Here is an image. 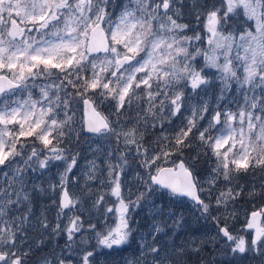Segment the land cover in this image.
Wrapping results in <instances>:
<instances>
[{
    "label": "snow or ice",
    "instance_id": "obj_1",
    "mask_svg": "<svg viewBox=\"0 0 264 264\" xmlns=\"http://www.w3.org/2000/svg\"><path fill=\"white\" fill-rule=\"evenodd\" d=\"M111 4L112 0H0V264H28L34 248L62 233L65 246L57 245L58 251L41 256L39 264H98L102 250L111 256L131 242L129 210L140 208L142 202L149 205L151 229L140 237L136 254L125 264H183L185 256L199 254L216 237L207 241L195 237L183 213L153 199L162 191L171 201L191 200L199 213L197 222L210 217L233 256L249 252L264 256V227L255 223L261 213L252 212L245 225L254 229L250 240L234 235L227 223L235 218V209H229L243 191L230 185L241 172L264 171V0H191L190 12L195 24H203V35L182 22L184 0H126L115 20ZM241 13L255 22V28L234 33L230 21ZM198 58L203 59L200 66ZM212 70L215 74L210 75ZM37 80L47 83L37 85ZM213 80L219 81L220 92L211 111L204 100L189 105L191 96L186 93L206 94ZM233 84L242 99L235 111L227 105L221 108ZM33 87L39 88L37 98ZM90 92L101 103L114 101L117 116L135 105V123L117 132L96 111ZM23 93L26 98L11 99ZM75 97L90 110L87 131L122 140L126 149L134 148L147 170V180L140 178L144 191L138 190L131 199V190L126 196L120 180L128 164L126 154L121 152L118 163L108 164L107 181L101 183H108L107 194L115 197L118 222L104 231L75 214L82 211L83 198L92 189L86 187L80 195L69 191L68 177L78 153H69L61 144L72 131L69 105ZM182 109L190 115L184 117ZM177 116L186 123L171 137L162 132L159 151L150 154L143 144L145 131L163 129ZM206 116L207 127H202ZM190 135L215 160L204 181L207 189L193 165L183 160L174 167L153 169L156 161L167 162L170 155L191 148ZM57 162L64 165L58 182L49 181L45 188L31 181L30 173H43ZM96 167L92 162L87 180L96 179ZM221 181L224 187L216 189L214 203L224 210L223 224L221 216L212 215V204L202 198L206 192L210 197ZM45 193L56 197L51 201L58 209L54 224L43 211L38 216L33 211L35 197ZM104 196L99 193L92 207L104 203ZM65 210L73 214L62 227L59 221L67 215ZM89 230L96 241L91 249L83 238ZM181 234L183 243L178 242ZM78 235L79 245H85L79 249L74 247Z\"/></svg>",
    "mask_w": 264,
    "mask_h": 264
},
{
    "label": "rangeland",
    "instance_id": "obj_2",
    "mask_svg": "<svg viewBox=\"0 0 264 264\" xmlns=\"http://www.w3.org/2000/svg\"><path fill=\"white\" fill-rule=\"evenodd\" d=\"M126 3V0H112L111 7L114 9L112 11V19L115 20L119 12L121 11V6ZM187 3L189 5L188 10L184 13V18L182 22L190 23L193 27L196 28L197 31L203 33V24L197 25L195 24V17L191 16L190 7L191 0H184V4ZM187 15H189L187 17ZM250 21V25L248 27L242 26L241 30H237L235 26L230 25V31L234 33H242L245 30H251L255 28V22ZM191 35V32L188 33ZM203 64V59L198 58V65ZM210 75L215 74V70H212ZM37 85L42 83H47L45 80H37L35 81ZM69 92L75 93V90L72 88L68 89ZM32 95L34 98L39 96V88L33 87L31 89ZM220 92V83L219 81L213 80V83L209 86L207 93H201L199 96L195 94L186 93V95H190L191 99L188 101V104L191 106L198 105L202 100L207 101L209 104V109L214 107L217 103V97ZM89 96H93L90 92ZM27 97V93H23L20 96H12L11 99H24ZM3 99V97H0ZM95 100V105L98 109L104 114L105 118L111 123V125L116 129L117 132L120 131L121 127L128 128L135 123V118L137 116V108L135 105L123 112V115L117 116L115 109V102L111 99L104 100L103 103L100 102L98 97L93 96ZM237 104H242L241 92L238 90L235 84L232 85V91L227 94L225 101L221 102V108L227 105L228 108L233 111L236 110ZM183 116L187 117L190 115V112L182 109ZM69 115L72 116L71 129L72 131L68 133L64 138L63 144L61 147L66 148L67 151L71 154H77V164L76 167L73 168L72 173L69 174V191L74 192L78 195L82 193V190L87 188L92 189V193L83 198V209L81 212H77L75 214L82 215L86 221H91V223L96 225L97 230L104 231V229L108 226L114 227L118 222V213L115 211L116 205L114 203L115 197H112L107 194L109 190L108 183H101V181H107L108 178V164H116L118 163V157L121 152L126 154V158L128 160V164L125 166L123 173L120 176L122 191L127 196V191L131 190V199H135L136 192L144 191L143 180H147L146 169L143 167L141 163V158L136 154L134 148L129 147V149L125 148L122 140H117L114 136L111 135H103V134H86L84 131V104L80 97H75L70 101L69 105ZM60 119H63V113L60 115ZM208 116L205 117V120L200 121V125L202 127H207ZM183 123H186V120L180 116L172 118L171 124H165L164 128L161 129L159 126L155 128H148L144 134L143 144L144 147L149 149V153L153 154L159 151V144L157 143L158 138L161 136L162 132L165 135L171 137V135L178 130ZM195 132V130H194ZM215 135V132H213ZM192 138V147L186 148L182 153L177 152L175 156L170 155L167 162H163L161 160L156 161V164L153 165V169L157 165L161 166H169L175 165L180 160H185L193 162V158H197L199 155L205 154L207 152L206 149L200 144V142L191 135ZM23 139V138H22ZM31 139V138H29ZM36 146L42 147L38 142ZM131 149V150H130ZM199 153V155H197ZM210 154V153H208ZM211 155V154H210ZM212 157V156H211ZM195 161H197L195 159ZM92 162L96 164V179L87 180L86 173L89 172L91 168ZM208 163L211 166L208 169H204L201 173H195V175L200 180L201 184H203L204 188H208V185L204 183L206 178L211 173V169L214 167L215 160L212 157ZM63 162H57L56 165H53L49 170L41 173L39 171L33 172L29 174V177L33 183L41 184L43 187L47 188V184L49 181L56 183L59 181V174L63 172ZM259 170L258 173L250 170L248 173H239L236 180L233 181V184L230 185L234 188V190L243 189L241 195L236 199L234 204L231 205L229 211L232 208L235 209V218L229 219L227 223L230 226V231L233 232L234 235L243 236L246 240H250L254 235V229H246V223L251 220V213L258 212L261 213L255 218V223L257 227H264V171ZM224 187V183L218 182L215 188L211 189V196L209 194L203 193L202 197L212 204L210 209L213 216H221V223H224L222 218L223 209H217L215 207V196L217 195V188ZM252 192L254 195H249ZM99 193H104V203H101L98 208H93L92 203L95 200L96 196ZM55 195L51 193L41 194L36 196L34 199V207L33 211L38 216L41 211H43L49 220L50 224H54L57 222L56 213L58 209L55 205L51 204V201L55 199ZM153 199L157 202L163 203H171L173 209L178 212L184 214L186 220L192 223V227L194 229L193 235L198 237L201 240L207 241L210 237H216L215 243H205L202 251L199 254L192 252L190 255L185 256L183 264H264V256L254 254V253H246L243 256H233L228 245L224 240L220 239L217 236V228L215 222L209 217L207 220L201 218L198 222L196 221V217L199 213L194 209L193 203L188 199H183V202L179 201H171L166 192L162 191L160 194H157ZM107 207H113V212H106ZM131 221L130 225L133 227V239L128 245L123 246L121 250H114L111 256L107 255L108 250H102L105 254L97 257L98 264H125V261L128 259H132L137 252L138 242L140 241V237L142 235L147 234L152 225V218L149 214V205L142 202V206L138 209H130ZM67 215H62L60 218L61 226L66 225L68 223V216L73 213L65 210ZM87 222L85 223V229H87ZM33 237L37 234L35 232L31 233ZM94 233L89 230L84 232L83 238L88 240V244L86 247L91 249L96 241L93 238ZM80 237H77V243L74 245L77 249L80 247H85V245H79ZM47 243L42 249V253H40L36 258H33L31 263L29 264H39V259L43 255H49L50 251L56 249L58 251L57 245L59 247H64L67 241L66 235L63 233L57 236L56 238H46ZM178 242H184V236L181 234ZM50 245V251L46 252L47 246ZM40 250L38 248H35Z\"/></svg>",
    "mask_w": 264,
    "mask_h": 264
},
{
    "label": "trees",
    "instance_id": "obj_3",
    "mask_svg": "<svg viewBox=\"0 0 264 264\" xmlns=\"http://www.w3.org/2000/svg\"><path fill=\"white\" fill-rule=\"evenodd\" d=\"M122 1V0H120ZM185 5L187 6L185 9L188 10L189 8V5L187 3H185ZM184 9V13H186V10ZM189 15H187L188 17ZM192 17H194L192 14H191ZM201 25V24H200ZM230 25L231 26H235L237 30H241L242 29V26L244 27H248L250 25V21L243 16V14L241 13L240 15H237L234 19H232L230 21ZM203 29V27H202ZM192 136L190 135L189 136V139H191ZM188 149H185V151H187ZM207 153V152H205ZM175 154L177 153H174L172 154L173 156H175ZM211 155L210 154H202L201 156L199 155L194 163L193 162H190V164L193 165L194 169H195V173H199L201 175V173L203 171H205L204 169H208L211 164L208 163V161L211 160ZM188 162V161H187ZM259 170H254V172L258 173ZM40 249V248H38ZM50 251V245L47 246L46 248V252H49ZM40 253H42V249L40 250H37L34 248L33 252L30 254L29 258H28V264L31 263L32 259L33 258H36Z\"/></svg>",
    "mask_w": 264,
    "mask_h": 264
},
{
    "label": "water",
    "instance_id": "obj_4",
    "mask_svg": "<svg viewBox=\"0 0 264 264\" xmlns=\"http://www.w3.org/2000/svg\"><path fill=\"white\" fill-rule=\"evenodd\" d=\"M93 106L95 107V105H93ZM96 111L100 113V111H98L97 108H96ZM100 114H101V113H100ZM90 116H91L90 110H88V109L86 108V106L84 105L85 132H86V134H91V135H93V134H97V133H92V132L87 131V122H88V120L90 119ZM101 116L104 117L102 114H101ZM184 162H185V161H184ZM185 164H186V162H185ZM186 165H187V164H186ZM164 167H174V166H164ZM190 201H191V200H190Z\"/></svg>",
    "mask_w": 264,
    "mask_h": 264
}]
</instances>
